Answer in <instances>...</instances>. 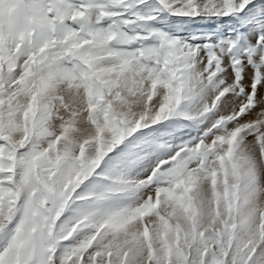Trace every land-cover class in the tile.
I'll list each match as a JSON object with an SVG mask.
<instances>
[{
  "label": "snow or ice",
  "instance_id": "obj_1",
  "mask_svg": "<svg viewBox=\"0 0 264 264\" xmlns=\"http://www.w3.org/2000/svg\"><path fill=\"white\" fill-rule=\"evenodd\" d=\"M0 264H264V0H0Z\"/></svg>",
  "mask_w": 264,
  "mask_h": 264
}]
</instances>
